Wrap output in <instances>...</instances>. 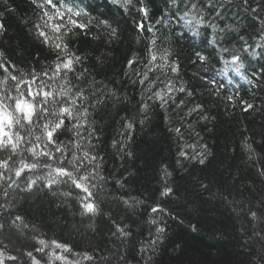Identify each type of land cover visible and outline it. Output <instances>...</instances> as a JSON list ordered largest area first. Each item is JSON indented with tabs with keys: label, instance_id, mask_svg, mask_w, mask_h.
<instances>
[{
	"label": "trees",
	"instance_id": "16d2710c",
	"mask_svg": "<svg viewBox=\"0 0 264 264\" xmlns=\"http://www.w3.org/2000/svg\"><path fill=\"white\" fill-rule=\"evenodd\" d=\"M85 2L96 7L94 15L103 13L101 19L115 17L121 32L119 41L108 47L100 42H92L91 45L87 38L77 45L91 53L84 67L90 73L98 72L100 75L95 78L104 80L109 87H115L120 94V100L113 101L115 106L109 104L96 116L100 122L99 151L104 156L103 175L107 177L101 193L103 203L100 209L103 214L82 215L78 198L86 194L72 190V196L66 198L61 193L70 188L64 185L54 189L55 196L43 192L29 195L21 186L13 188L11 195L4 197L6 185L0 183V205H9L7 210L10 212L0 215V222L5 224L0 229V251L3 252L0 261L3 264H23L22 249L31 250L36 243L31 237L36 236L49 241L46 254L54 250L58 254L62 252L52 246V240L73 246V255L69 259L78 260L79 264H89L83 258L85 252L93 256L92 264H120L119 255L127 256V264H145L148 257H151L148 264H248L249 257L244 251L247 245L243 244L245 236L240 230L250 234L251 221L246 214L249 207L261 206L264 210V199H261L264 197V180H261L264 177L258 173L264 168V81L253 87L243 75L251 77L254 72L264 71L261 68L264 67V46L256 47L257 44H264V24H257L255 20V17L264 20V0H249L247 10L243 0H214V8L222 6L219 9L221 16H216L213 9L208 10L213 14H204L209 23H217L221 27L231 24L237 30L216 33L218 42L220 38L224 39L221 48L227 47L229 53L238 52L239 34H243L252 45L247 53H243L246 64L241 69L243 75L234 71L236 65L216 63L217 52L206 32L207 24L198 25L195 20L191 24L183 21L178 24L171 16L170 12L182 15L187 7L184 0H181L179 8H169L170 12L166 0H151V16L156 19L167 17V28L173 33L170 41L164 40L163 47H174L179 52L182 65L179 79L166 68L155 72V75L165 82L173 79L177 87L184 85L189 90L195 89L193 97L175 94L176 103L180 99L185 101L181 109H176L171 102L161 108L159 101H142L141 94L146 85L133 83L135 77L123 74L125 58L131 51L138 52L144 46L136 40L139 29L133 21H138L140 17L135 8L131 12H123L111 0ZM257 6L258 11L250 10ZM0 12L3 13L0 23L4 24V30L0 32V51L6 52L13 63L25 71L28 65L39 70L46 58L49 61L54 58L30 31L32 25L27 21L36 20L31 0H0ZM192 14L197 18L201 15L197 10ZM154 22V19H149L146 23ZM156 27L161 29L155 33L156 37L161 34L168 36L164 28L160 25ZM197 30L200 35L193 38V32ZM175 32H185L186 35L176 36ZM194 47L209 54L211 59L207 65L192 63ZM109 51L113 53L112 57L107 55ZM97 56L104 61L102 68L96 60ZM205 67L207 73L204 72ZM225 67L227 73L223 71ZM203 76L215 78L225 86L221 89V97L211 94L208 90L211 86L199 78ZM256 79L261 77L258 75ZM229 80L232 82L229 83ZM73 83L78 84L76 81ZM52 86L57 87L56 84ZM125 95L128 97L126 101ZM147 95L151 93H145ZM229 95L235 98V104L225 99ZM242 101L253 103L256 111L244 112ZM142 102L149 103L150 110L145 123L138 124L132 133L128 148L134 155L121 159L109 146L110 141L114 137L120 138L117 130L126 114L127 117L140 118ZM197 103L204 106V114L209 116L207 121L201 120L195 113L184 115ZM175 128H180L181 132H175ZM201 144L207 145L208 160L205 165L179 157L182 150L189 156L193 155L194 151L200 150ZM248 144H252L255 151H250ZM188 145H195V149ZM164 167H167L170 176H165ZM116 179L125 182L124 186L115 184ZM165 180L176 190L170 199L161 198L159 194ZM121 198H132L139 203L130 207ZM161 199L166 211L151 213L149 206H154V201ZM2 212L4 210L0 209ZM10 215L24 217L28 228L9 224ZM153 219L155 224L151 223ZM118 227L130 231L131 240H124L117 232ZM157 227H163L164 233L153 248L141 252L142 244L157 238ZM177 244L179 251L176 250ZM9 255L19 259L10 261L7 259ZM49 264L63 262L52 260Z\"/></svg>",
	"mask_w": 264,
	"mask_h": 264
},
{
	"label": "snow or ice",
	"instance_id": "6c2138e0",
	"mask_svg": "<svg viewBox=\"0 0 264 264\" xmlns=\"http://www.w3.org/2000/svg\"><path fill=\"white\" fill-rule=\"evenodd\" d=\"M150 2L151 0H111V3L123 12H131L135 8L140 17L133 23L139 29L136 36L137 43H143L144 46L138 52L131 51V54L125 58L123 74L129 78L135 77L133 83L146 85L141 94L142 101H159L161 108H165L171 102L175 104L176 109H181L185 101L180 99L176 103L175 94L193 97L195 89L189 90V87L184 85L177 87L173 79L169 78L165 82L155 75V72L166 68L174 74L176 79H179L182 65L179 52L174 47H163L164 40L170 41L173 35L172 30L167 28L168 18L165 16L159 19L153 18ZM166 2L169 6L168 11L169 8H179L181 4V0H166ZM184 2L187 7L182 15L169 11L171 16L178 24L182 21L191 24L193 20L198 25L207 24L206 32L210 35L214 51L217 52L216 63L236 65L234 71L238 75H243L241 69L246 66L243 53H247L252 45L243 34H239L237 36L240 41L239 51L229 53L227 47L221 48L224 39L220 38L218 42L216 33L237 30L231 24L221 27L220 24L209 23L205 19V13L213 14L208 12L209 9H213L216 16H221L219 9L222 6L214 8V0H184ZM31 4L34 6L36 20L27 21L32 25L30 31L34 32L35 38L49 49L50 56L54 58L50 61L46 58L39 70L28 65V70L25 71L13 63L6 52L0 51V183L6 185L3 196H10L13 188L19 189L21 186L29 195L43 192L55 196L57 193L54 189L64 185L70 188L69 191L61 193L66 198L72 196V190H80L86 194L78 198L80 207L83 209L82 215L84 213L103 214L100 209V204L103 203L101 193L104 191V182L107 177L103 175L104 156L99 151L100 122L96 120V116L109 104L115 106L113 101L118 102L120 94L118 89L109 87L104 80H97L95 76L100 75L98 72L90 73L84 67L91 53L78 48L77 45L85 38L91 45H93L92 42H100L106 47L113 45L121 36L119 21L115 17L101 19L102 12L94 15L93 13L97 11L96 7L86 3L85 0H31ZM243 4L246 10L249 9V0H243ZM197 9L201 13L199 18L192 14ZM250 10L256 12L258 6L251 7ZM0 16H3L2 12ZM149 19H154L155 22L146 23ZM255 20L257 24H264V20L259 17H255ZM156 25L164 28L168 36L164 37L161 34L159 38L156 37L155 33L161 30ZM3 30L4 24L0 23V32ZM144 33L150 35H144ZM175 35L185 36L186 33L175 32ZM199 35L198 30L193 32V38ZM262 46L264 44L256 45V47ZM107 55L112 57L113 53L109 51ZM192 56V63L196 65H207L211 59L207 52L195 47ZM96 60L102 68L104 61L100 56H97ZM261 68L264 69V67ZM223 71L227 73V67ZM204 72H208L206 67ZM196 75L199 76V73ZM258 75L261 77L260 80L256 79ZM199 78L211 86L208 90L213 96L221 97V89L225 87L222 83L208 76ZM243 78L249 85L256 87L264 81V71L254 72L251 77L243 75ZM231 82L229 80V83ZM53 84L57 87L53 88ZM161 84L163 87H160ZM145 93H151V95L145 96ZM127 99L125 95L124 100ZM225 99L233 104L236 103L231 95ZM242 104L244 112L256 111L253 103L242 101ZM148 110H150V104L142 102L140 118L127 117V114L122 118L123 123L117 130L120 138L114 137L109 145L116 156L123 159L124 156L134 155L128 145L132 142V133L136 126L145 123ZM194 113L198 114L201 120L209 119V116L204 114L205 109L201 103L195 104L184 115L191 116ZM174 131L180 133L181 129L175 128ZM188 147L195 149V145H188ZM247 147L250 151H255L252 144H248ZM206 153L207 145L201 144L200 150L194 151L193 155L189 156L182 150L179 152V157L205 165L208 160ZM162 171L166 177L171 175L167 167H164ZM258 173L264 176V168ZM124 183L121 179L115 180V184L120 187H123ZM175 191L174 187L165 180L159 194L161 198L170 199ZM224 198L227 199V197ZM121 199L130 207L139 203L132 198ZM163 203V199L159 202L154 201V206H149L151 213L159 214L166 211L162 206ZM8 207L7 204L0 205V209L4 210L0 215L10 213L7 210ZM261 210V206L256 207L255 210L249 208L248 218H255ZM8 223L17 228L21 226L28 228L21 215L14 217L10 215ZM151 223L155 224L156 220L153 219ZM4 227L5 224L0 222V229ZM155 231L158 234L157 238L142 244L139 249L141 252H147L149 248L156 245L159 236L164 233V228L157 227ZM117 232L124 237V240L132 238L131 232L124 228L118 227ZM31 239L36 243L32 245L31 250L22 249L23 264H49L52 260L61 261L63 264H79L78 260L69 259L73 255V246L52 240V246L55 249H61L62 252L58 254L54 250L46 254L45 249H48L49 241L36 236H32ZM2 255L3 252L0 251V256ZM126 257V255L118 256L120 264H127ZM83 258L92 264L93 256L85 252ZM7 259L15 262L19 258L9 255ZM150 260L151 257H148L145 264H148ZM0 264H3V261H0Z\"/></svg>",
	"mask_w": 264,
	"mask_h": 264
},
{
	"label": "clouds",
	"instance_id": "9594fccd",
	"mask_svg": "<svg viewBox=\"0 0 264 264\" xmlns=\"http://www.w3.org/2000/svg\"><path fill=\"white\" fill-rule=\"evenodd\" d=\"M197 11L200 12L199 9H197ZM211 155L212 153L211 151H209V156ZM261 199H264V197H262ZM249 208L255 210L256 207ZM249 208L247 210V213L249 211ZM248 220L251 221V228L249 229L250 234L244 233L242 229L240 230L241 235L245 236V242L243 244L247 245V247L244 248V251L248 254L249 257L248 264H264V210L258 212L255 218H248ZM179 247V244H177V251H179Z\"/></svg>",
	"mask_w": 264,
	"mask_h": 264
}]
</instances>
